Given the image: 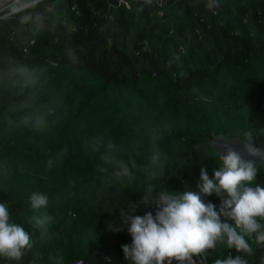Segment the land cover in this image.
I'll return each instance as SVG.
<instances>
[{
    "label": "trees",
    "instance_id": "trees-1",
    "mask_svg": "<svg viewBox=\"0 0 264 264\" xmlns=\"http://www.w3.org/2000/svg\"><path fill=\"white\" fill-rule=\"evenodd\" d=\"M209 3L38 0L0 18V203L31 238L0 264H128L121 209L154 213L146 185L198 192L210 141L252 129L264 145V0Z\"/></svg>",
    "mask_w": 264,
    "mask_h": 264
},
{
    "label": "clouds",
    "instance_id": "clouds-1",
    "mask_svg": "<svg viewBox=\"0 0 264 264\" xmlns=\"http://www.w3.org/2000/svg\"><path fill=\"white\" fill-rule=\"evenodd\" d=\"M214 6H218V0H210L209 7ZM11 11L20 9L13 6ZM256 136L248 129L239 139L249 157L264 161V145L255 144ZM218 141L225 140L217 139L213 144ZM217 153L219 167L211 178L206 168H201L198 192L170 191L148 184L140 204L154 206V213L133 215L139 207L136 203L129 204L130 211L121 209L122 224L131 236V243L122 245L128 264H207L209 252L221 249L227 254L218 255L212 264H249L255 249H264V184L256 182L260 164L232 147ZM121 172L127 175V167L123 166ZM156 189L159 191L153 195ZM213 194L220 199L218 210L202 199ZM29 203L39 212L47 208L48 197L33 192ZM34 219L37 226L43 227L52 218L37 215ZM30 246L29 232L11 219L7 203H0V257L19 260ZM260 264H264V252Z\"/></svg>",
    "mask_w": 264,
    "mask_h": 264
},
{
    "label": "water",
    "instance_id": "water-1",
    "mask_svg": "<svg viewBox=\"0 0 264 264\" xmlns=\"http://www.w3.org/2000/svg\"><path fill=\"white\" fill-rule=\"evenodd\" d=\"M241 137H231V136H224L223 138H217V139H223L225 141H218L215 144H213L217 139H214L210 141V144L212 147L220 152H223L226 150V146L232 147L236 149L237 151L241 152L242 155L246 159H255L257 163L260 164V166H264V161L259 160V158L249 157L244 151H243V142L239 139Z\"/></svg>",
    "mask_w": 264,
    "mask_h": 264
},
{
    "label": "built area",
    "instance_id": "built-area-1",
    "mask_svg": "<svg viewBox=\"0 0 264 264\" xmlns=\"http://www.w3.org/2000/svg\"><path fill=\"white\" fill-rule=\"evenodd\" d=\"M38 0H0V18H4L12 14L13 12L11 11V8L13 6L21 9L24 8L26 5H31L35 3ZM163 1L166 0H156V2L161 5ZM75 264H85L82 259L77 260ZM175 264V262H174ZM209 263V260L207 262Z\"/></svg>",
    "mask_w": 264,
    "mask_h": 264
}]
</instances>
